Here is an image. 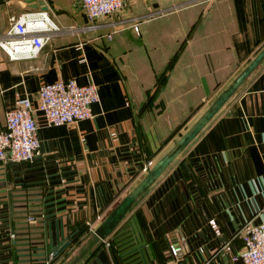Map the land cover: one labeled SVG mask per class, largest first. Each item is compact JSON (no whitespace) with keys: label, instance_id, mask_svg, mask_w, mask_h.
<instances>
[{"label":"crops","instance_id":"0c3cea01","mask_svg":"<svg viewBox=\"0 0 264 264\" xmlns=\"http://www.w3.org/2000/svg\"><path fill=\"white\" fill-rule=\"evenodd\" d=\"M122 3L119 12L92 29L85 27L77 0L0 4V34L9 16L27 10L46 11L59 27L32 58L8 60L0 49V123L15 98L27 96L39 151L32 163L0 165V172L59 178L53 183L63 184L65 198L53 206L65 202L63 221L84 229L53 264H70L79 255L75 264H80L98 246L85 223L94 228L100 222L95 216L102 217L142 177L136 170L142 160L155 162L170 149L264 45V0ZM67 78L95 85L98 100L90 105L91 117L47 125L36 109V91ZM145 101L153 102L149 110L140 109ZM179 161L188 168L190 183ZM171 172L183 206L199 205L203 213L187 219L201 252L192 254L193 261L233 264L230 256L241 248L236 231L245 222L264 220V59L150 187ZM144 197L139 205L148 222ZM29 198L17 204L20 210L33 204ZM32 216L28 224L39 218Z\"/></svg>","mask_w":264,"mask_h":264},{"label":"built area","instance_id":"2783aa9c","mask_svg":"<svg viewBox=\"0 0 264 264\" xmlns=\"http://www.w3.org/2000/svg\"><path fill=\"white\" fill-rule=\"evenodd\" d=\"M3 1L0 0V4ZM77 3L87 20L85 27L88 29L94 28L96 21L119 12L123 6L122 0H77ZM132 28L137 31L136 25ZM58 30L59 27L44 10H27L17 16L11 15L7 19V28L0 34V49L8 60L32 58ZM106 37L109 39L110 35L107 34ZM97 100L96 87L92 82L79 85L73 78L43 83L36 91V109L50 126L90 118V105ZM33 111L27 96H17L14 108L5 112L4 122L0 123V165L32 163L38 154L37 126ZM153 163L151 158H145L136 167L137 173L145 174ZM173 178L172 172L163 176L145 194L144 200L150 211L149 231L163 237L166 243L163 254L168 259L166 264H197L193 261L192 254L199 249L192 236L194 231L188 228L187 219L190 216L198 219L203 213L199 205V208L195 206L190 210L183 206L181 188L178 184L174 186ZM30 216L28 222L34 220ZM101 219L100 215L95 216V220ZM86 226L87 230H93L88 222L85 223ZM236 232L241 248L231 254L230 261L239 259L242 264H264V220L257 224L245 222ZM103 246L108 249L107 239ZM198 254L201 252L198 251Z\"/></svg>","mask_w":264,"mask_h":264},{"label":"water","instance_id":"95a60500","mask_svg":"<svg viewBox=\"0 0 264 264\" xmlns=\"http://www.w3.org/2000/svg\"><path fill=\"white\" fill-rule=\"evenodd\" d=\"M264 59V45L254 54L237 75L217 94L212 102L181 134L170 149L163 153L147 172L120 198L112 209L93 228L91 233L98 239V246L87 253L80 264H118L115 254L106 249L103 242L125 217L156 178L165 170L183 149L198 135L201 129L217 115L221 107L236 93L241 83ZM11 171L0 172V264H53L60 254H68L82 227L69 228L63 221L65 215V191L63 185L53 183L59 178H27L13 176ZM46 178H49L46 180ZM21 179L20 182H17ZM65 183V182H64ZM26 195L33 204L25 210L18 207ZM60 197L52 200L54 197ZM39 215L34 224H28L30 215ZM77 256L70 264H75ZM233 264H242L236 260Z\"/></svg>","mask_w":264,"mask_h":264},{"label":"trees","instance_id":"16d2710c","mask_svg":"<svg viewBox=\"0 0 264 264\" xmlns=\"http://www.w3.org/2000/svg\"><path fill=\"white\" fill-rule=\"evenodd\" d=\"M178 165L190 183V174L184 161H179ZM142 197L107 238L108 249L115 254L118 264H166L168 260L163 254L166 248L163 237L149 231L148 222L139 205Z\"/></svg>","mask_w":264,"mask_h":264},{"label":"rangeland","instance_id":"374dc122","mask_svg":"<svg viewBox=\"0 0 264 264\" xmlns=\"http://www.w3.org/2000/svg\"><path fill=\"white\" fill-rule=\"evenodd\" d=\"M146 97H147V96H146ZM145 99H146V98H145ZM152 105H153V102H149V103H148L147 101H145L143 104H141L140 109L142 110V109L144 108V110H145V109H148V110H149L150 107H151ZM142 107H143V108H142ZM178 156H179V155H178ZM178 156H177V157H178ZM177 157H176V158H177ZM142 175H144V174H142ZM142 175H141V176H142ZM119 200H120V199H119ZM119 200H118V201H119ZM118 201H115L114 204H113L110 208H108V209L105 210V212L103 213L102 218H103V217H104V216H105V215H106V214L112 209V207H113ZM89 235H90V236H94L92 233H89Z\"/></svg>","mask_w":264,"mask_h":264}]
</instances>
